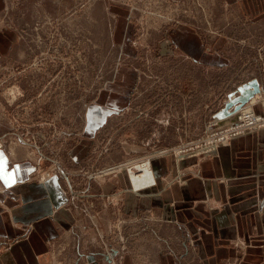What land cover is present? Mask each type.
<instances>
[{"label": "rangeland", "instance_id": "obj_1", "mask_svg": "<svg viewBox=\"0 0 264 264\" xmlns=\"http://www.w3.org/2000/svg\"><path fill=\"white\" fill-rule=\"evenodd\" d=\"M0 32L13 41L0 48V146L30 157L42 178L58 174L86 216L113 206L106 233L116 243L128 245L137 225L125 224L122 198L101 193L98 177L159 150L193 147L185 155H194L228 128L231 116L219 112L255 78L261 92L245 106L264 115V0H0ZM186 33L223 64L189 54ZM91 117L101 120L93 138L85 137ZM82 140L94 142L78 161ZM54 248L51 264H71L76 245Z\"/></svg>", "mask_w": 264, "mask_h": 264}, {"label": "crops", "instance_id": "obj_2", "mask_svg": "<svg viewBox=\"0 0 264 264\" xmlns=\"http://www.w3.org/2000/svg\"><path fill=\"white\" fill-rule=\"evenodd\" d=\"M3 35L0 48H10L13 41ZM181 44L201 64H223L193 33ZM128 73L138 80L137 69ZM257 103L264 110L263 101ZM100 121L91 117L85 137L93 138ZM90 142L76 147V160L88 156ZM147 157L154 185L132 189L126 166L134 160L96 180L101 193L122 198L125 224L137 225L133 240L123 245L106 233L113 206L104 202L94 218L86 216L58 174L42 178L30 157L0 146V264H51L59 242L76 245L67 250L71 264H264V129L232 139L211 157L179 156L174 148L139 160Z\"/></svg>", "mask_w": 264, "mask_h": 264}, {"label": "built area", "instance_id": "obj_3", "mask_svg": "<svg viewBox=\"0 0 264 264\" xmlns=\"http://www.w3.org/2000/svg\"><path fill=\"white\" fill-rule=\"evenodd\" d=\"M249 107H244L238 111L235 115L231 116V123L225 131L217 130L213 133L212 139L204 140L203 143L196 146L193 153L194 155L210 156L218 151V149L226 145L229 140L234 139L240 135L249 134L264 128V115L256 116L254 110ZM193 147H186L183 149L176 150V153L180 156L190 152ZM135 170L138 168L135 167ZM48 174L47 176H50Z\"/></svg>", "mask_w": 264, "mask_h": 264}, {"label": "water", "instance_id": "obj_4", "mask_svg": "<svg viewBox=\"0 0 264 264\" xmlns=\"http://www.w3.org/2000/svg\"><path fill=\"white\" fill-rule=\"evenodd\" d=\"M238 95L231 93L225 103L224 108L219 112L218 117L225 118L234 115L243 106H245L255 95L261 92V86L258 79H252L248 83L239 87Z\"/></svg>", "mask_w": 264, "mask_h": 264}, {"label": "bare ground", "instance_id": "obj_5", "mask_svg": "<svg viewBox=\"0 0 264 264\" xmlns=\"http://www.w3.org/2000/svg\"><path fill=\"white\" fill-rule=\"evenodd\" d=\"M246 107H249V105ZM247 109H249V108H247ZM135 167L140 169V172L139 171L137 172V174H138L137 177L133 174V172L136 171ZM127 172L130 175L131 186H132V189L134 191H139L143 188L154 185L156 183V179H155L153 171H152V165H151L150 160H145V162H143V164L140 163L137 166L134 165L133 167L127 168Z\"/></svg>", "mask_w": 264, "mask_h": 264}, {"label": "snow or ice", "instance_id": "obj_6", "mask_svg": "<svg viewBox=\"0 0 264 264\" xmlns=\"http://www.w3.org/2000/svg\"><path fill=\"white\" fill-rule=\"evenodd\" d=\"M3 164H4V161L2 158H0V171L3 170Z\"/></svg>", "mask_w": 264, "mask_h": 264}]
</instances>
